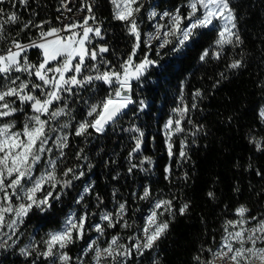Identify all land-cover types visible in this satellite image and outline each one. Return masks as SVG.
<instances>
[{
	"label": "trees",
	"instance_id": "obj_1",
	"mask_svg": "<svg viewBox=\"0 0 264 264\" xmlns=\"http://www.w3.org/2000/svg\"><path fill=\"white\" fill-rule=\"evenodd\" d=\"M186 2L147 0L141 12L145 22L140 29L142 38L146 31H155V23L164 24L167 19L160 20L158 15L155 20H150L148 9L160 14L181 8L186 15ZM231 4L238 16L234 31L242 40L239 47L225 45L222 50L217 49L214 42L218 35L214 28L200 30L202 35H198L195 44L189 42L180 51L172 50L176 46L175 39L165 48L157 49L159 42L155 40L152 41L151 51L141 47L133 60L138 63L147 53L150 59L157 61V65L150 66L140 80L132 81L130 96L136 103L117 123L109 125L103 134L98 135L89 129L90 135H74L77 123L86 115L87 106L83 100L94 102L102 97L105 90L103 83L89 88L80 97H65L75 119L67 133L69 146L63 150L57 175L61 180L67 179L62 175L66 167H76L77 172L83 171L85 175L74 180L72 187L58 186L53 195L58 194L60 199L51 200L52 207L45 211L33 207L18 225L20 239L17 243L0 249V264H49L51 258L46 260L38 255L45 250L43 241L49 233L62 230L73 213L76 216L87 213L88 220L84 239L75 240L63 249L71 257L68 264H92L94 253L85 254L84 249L93 239L97 246L105 247L107 241L118 236L119 243L130 247L135 243L131 237L142 236L140 230L157 200L172 201V212H164L159 217L160 221L169 223L167 232L153 249L145 251L142 256L133 250L132 257L123 264H198V256L213 258L207 251L209 248L222 250V241L227 235L225 226L229 221L242 219L237 215V209H247L243 217L245 229L255 227L264 220V151H257L255 144L250 142L254 139L264 144V119L260 116L264 109V0H231ZM11 5H18L17 0L4 3L5 7ZM110 13V4L98 0L94 16L97 22L104 23L101 28L103 44L108 46L109 51L103 55L113 66L117 60L122 63L128 58L135 38L128 33L125 25L112 22ZM17 16L18 26H23L24 12L17 13ZM30 20L38 24L37 17H30ZM5 37L6 43L13 39L12 34ZM205 49L221 51L220 58L209 55L205 61H200L199 57ZM30 51L29 59L37 63L40 51ZM234 60L241 61L242 66L230 69L228 65ZM0 83H3L2 79ZM197 90L201 95L194 97ZM141 100L146 104L143 111L139 106ZM181 108L188 109L183 118L174 111ZM25 112L32 115L30 106H25ZM170 118L181 119V126L185 129L172 137L171 157L164 128ZM25 119V113H17L7 120H15L18 123L16 129H22ZM133 126L138 127L144 137L141 151L129 161L128 154L135 143L133 136L137 133L125 129ZM197 128L199 131H196ZM181 140L186 143L184 159L180 158ZM78 152L87 159H77ZM53 153L59 156L56 147H53ZM145 158L151 163L141 164ZM131 164L138 167L129 172ZM37 167L34 175L43 170V165ZM258 172L261 174L258 175ZM85 186H91L89 193H83ZM146 187L151 197L141 200L139 197ZM209 192L213 193L212 197H209ZM81 194L84 198L77 203ZM13 202L16 205L28 203L15 197ZM120 203L126 205L124 220L130 227H124L121 221L109 228L100 215L102 212L114 215ZM185 203L189 207L181 215L179 208ZM97 223L105 229L102 236L92 227ZM1 230L6 231L7 228ZM234 246L239 247L238 244ZM257 247H264V243L257 242ZM21 248L27 249L30 255H23ZM56 264H60L58 259Z\"/></svg>",
	"mask_w": 264,
	"mask_h": 264
},
{
	"label": "snow or ice",
	"instance_id": "obj_2",
	"mask_svg": "<svg viewBox=\"0 0 264 264\" xmlns=\"http://www.w3.org/2000/svg\"><path fill=\"white\" fill-rule=\"evenodd\" d=\"M28 0H17V3L24 5ZM114 6V19L126 24L129 34L133 35L135 42L132 52L128 58L124 60L119 69L109 66L103 54L109 51L106 44H97L95 47H89L92 44L93 37L103 40L101 28L99 26L92 27L89 20L95 22L96 18L92 14L93 7L85 2L82 8H86L88 16L82 17L83 23L75 22L63 25L62 28L48 27L44 29L47 21L40 24H34L31 20L25 22L21 31L29 28L31 25L39 29L36 39H30L29 43L22 44L16 39L12 40V47L7 49L5 54H0V121L7 120L17 113H25V121L22 130L16 129L14 120H7L0 123V229L7 228L9 231H0V249L13 247L20 239L18 232L19 223L23 222L25 216L33 209V207L45 211L52 207L51 200L60 199V196L53 195L57 187L68 188L73 186L74 180L81 179L85 173L77 172L76 167H66L62 175L67 179L61 180L57 175V168L64 156V149L69 146L68 135L56 136L52 139L50 133L56 132L55 127H50L51 121H56L60 117L67 115L68 122L61 123L59 128H68L71 121L75 119L72 115V109L66 100V96L80 97L83 92L89 88H94L97 82L106 86V93L94 102L84 99L83 103L87 106L85 118L79 121L75 127V136L90 135L89 129H92L98 135L103 134L107 127L115 124L118 120L126 115L130 106L136 101L129 95L132 92L133 80H140L148 71L150 66H156L157 61L149 58L145 53L144 58L139 62H135L133 57L136 56L137 50L141 47L152 49V41H158L157 49L165 48L176 41L173 51H180L188 45L189 42L195 44L198 35H202L200 30L214 28L217 29L218 38L214 42L215 47L222 50L225 45L239 47L242 40L237 31L238 16L232 7L231 0H187L184 7L187 8L185 15L181 8H177L175 12L164 11L158 14L155 11L149 13V19L155 20L159 15L160 20L166 23H155L153 27L155 32L146 33V38H142L137 24L136 14L141 10L140 0H110ZM5 0H0V4H4ZM71 11V9H69ZM0 16L4 19L0 20V32L8 23H18L19 17L16 13L4 14L0 9ZM219 24V28H217ZM80 28L82 31H75ZM67 33L62 35L61 33ZM0 39H3L0 36ZM30 49L40 50V59L37 63H33L29 57ZM158 56L160 52L156 53ZM209 55H213L216 59L221 56V51L212 52L205 49L199 59L205 61ZM91 61V63H88ZM101 65L103 69L101 70ZM242 66V62L234 60L228 65L230 69H237ZM27 74V80H22L21 75ZM223 75V74H222ZM35 77L36 83L32 81ZM219 83V81H217ZM38 93V95L36 94ZM201 93L197 90L194 97H199ZM17 101L19 102L17 105ZM56 104H62L61 107H55ZM15 105V106H14ZM25 106H30L32 115L25 112ZM140 110L146 107L143 100L139 101ZM196 107L195 104L192 105ZM179 113L181 118L187 113V108L174 109ZM47 116L48 119H41ZM260 116L264 119V109L261 110ZM191 121H189L190 123ZM46 126L47 129H46ZM165 128V141L168 147V153L171 157L172 137L175 134L183 133L185 129L181 126V119L173 120L170 118ZM132 133L134 147L129 152V161L141 151L144 133L138 127L125 129ZM199 131V128L196 129ZM195 135V133H192ZM254 143L257 151H264V144L256 140H250ZM53 145L59 150V156L53 153ZM186 143L181 140L180 158H186ZM83 152V149L80 150ZM77 159H87L81 157L80 153L76 154ZM143 163H151L150 159L145 158ZM38 165H43V170L39 171V175H34L38 171ZM92 167L91 164L88 165ZM138 167L131 164L129 172ZM166 172L168 169L165 170ZM260 175L261 173H257ZM186 178V177H185ZM30 185V186H29ZM51 189V190H48ZM91 186H85L83 193H89ZM38 193H42L38 196ZM209 197L213 193H208ZM16 200L24 201L16 205ZM151 197L150 190L146 187L141 200H148ZM81 194L77 203L83 200ZM187 203L179 208V213L183 215L188 209ZM171 200H157L153 205L150 215L146 218L145 226L140 230L142 236L131 237L135 243L130 247L119 243V237L113 236L107 241V246L99 247L96 240L93 239L87 243L84 253L93 252V264H123L132 257L133 250L139 255H143L145 251L155 247L156 242L161 239L168 230L169 223L160 221L159 217L164 212H172ZM163 209V211H161ZM247 209L241 207L237 209V215L242 219L237 221H229L225 226V232L220 251L209 248L207 251L211 253L212 259H204L197 257L198 264H214V259H225L232 261V264H240L243 260L244 264H264V247H257V242L264 243V220L257 223L255 227L250 229L244 228V214ZM126 214L125 203H120L115 214L102 212L100 219L107 221V227L113 228L117 223L123 221L124 227H130L124 215ZM255 220V217H251ZM88 214L76 216L71 214L62 230L49 233L48 238L43 241L45 250L38 253L39 256L49 260V264H56L58 259L60 264H68L71 257L63 251L68 245L75 240L84 239L86 233V221ZM99 235H104L105 229L101 224L92 225ZM231 229V230H230ZM15 237V239H14ZM239 245L235 247L234 245ZM250 244L249 247H245ZM32 247V246H30ZM25 256L30 252L20 249Z\"/></svg>",
	"mask_w": 264,
	"mask_h": 264
},
{
	"label": "built area",
	"instance_id": "obj_3",
	"mask_svg": "<svg viewBox=\"0 0 264 264\" xmlns=\"http://www.w3.org/2000/svg\"><path fill=\"white\" fill-rule=\"evenodd\" d=\"M98 0H28L27 4L21 5H11L5 7L4 4L0 6V9H3L4 14L6 15L8 11H15L17 13L24 12V21L27 22L30 20V17H37L38 24L47 21L48 23L44 25L45 27H50V24L54 22H59L60 26L70 24V23H77L82 24L83 20L82 17L88 16L89 13L87 12L86 8H82L81 5L87 2L93 7V15L97 6ZM111 6V13L110 18L112 22H118L122 25L121 21L114 19V6L111 4L110 0H105ZM147 0H140L141 3V10L139 13L136 14L137 24L139 25V31L142 26L145 25L144 17H142L141 12L144 10V6H146ZM71 9V11H69ZM4 19L3 16H0V20ZM93 22V21H92ZM103 22H93V26H99L100 28L103 27ZM23 26H18V23L12 24L8 23L5 24L3 27V31L0 32V36L4 37V43L2 47H0V54H5L7 49L12 47V44L6 45V37L5 35L12 34L13 39L18 40L22 44L29 43L30 39H36L39 33V29L32 27L31 25L29 28L24 29L21 31ZM80 29V28H77ZM128 33L129 29L127 27ZM146 33H148L146 31ZM145 33V34H146ZM143 38H146V36ZM153 43V42H152ZM146 48V47H144ZM31 53L29 50L28 54ZM39 82V81H36Z\"/></svg>",
	"mask_w": 264,
	"mask_h": 264
},
{
	"label": "rangeland",
	"instance_id": "obj_4",
	"mask_svg": "<svg viewBox=\"0 0 264 264\" xmlns=\"http://www.w3.org/2000/svg\"><path fill=\"white\" fill-rule=\"evenodd\" d=\"M144 8H145V6H144ZM148 13H150V10L148 9ZM89 25L90 26H92V27H95V26H93V22H92V20H89ZM62 28V27H61ZM75 31H77V32H81L82 30L81 29H76ZM101 31H102V29H101ZM148 32V31H147ZM155 32V31H154ZM149 33V32H148ZM62 35H67V33H61ZM104 36V35H103ZM97 44H103V40H99V39H97V38H95V37H93V40H92V44L91 45H89V47H95ZM38 51H40L39 49H37ZM40 53V52H39ZM41 57H40V54H39V59H40ZM118 61L119 60H117L115 63H113L114 65V67H115V69H119V66H120V64L121 63H118ZM34 63V62H33ZM88 63H91V61H88ZM139 63V62H138ZM109 66L111 67V65L109 64ZM101 70H104L103 69V65H101ZM13 75H21V79L22 80H27V79H29L28 78V76H27V74H18V73H14ZM32 79V81H34V82H36L35 81V77H32L31 78ZM36 83H39V82H36ZM100 83V84H99ZM101 85V82H97L96 83V85ZM95 85V86H96ZM104 87H105V90H103L102 91V93H103V95H105V93H106V91H107V89H106V86L104 85ZM18 102V101H17ZM15 106V105H14ZM62 105H60V106H57V108L58 107H61ZM8 118H11V117H8ZM7 118V119H8ZM41 119H44V120H47L48 118H46V117H44V116H42L41 117ZM68 120H69V117L67 116V115H65V116H62V117H60L58 120H56V121H51L50 122V127H55L56 129H57V131L56 132H52V133H50V135H51V137L53 136V139H55V137L56 136H62V135H64V134H67L68 133V131H70V129L72 128L71 127V123H70V125H69V127L68 128H65V129H60L59 128V125L61 124V123H64V122H68ZM15 121V120H14ZM5 122H7V121H1L0 123H5ZM16 122V121H15ZM72 122V121H71ZM18 125V123L16 122V126ZM47 127L48 126H46V129H47ZM23 128V127H22ZM15 130H17V131H19V130H22V129H15ZM53 147H55L54 145H53ZM0 231H2L1 229H0ZM6 231H9L8 229L6 230ZM258 243H260L259 241H258ZM216 261V264H232V261H230V260H228L227 258H225V259H223V260H221V259H216L215 260ZM93 264V263H92ZM242 264H244V262L242 261ZM255 264H259V262L257 261V262H255Z\"/></svg>",
	"mask_w": 264,
	"mask_h": 264
},
{
	"label": "bare ground",
	"instance_id": "obj_5",
	"mask_svg": "<svg viewBox=\"0 0 264 264\" xmlns=\"http://www.w3.org/2000/svg\"><path fill=\"white\" fill-rule=\"evenodd\" d=\"M6 1H7V0H5V2H6ZM50 27L61 28L59 22H54V23L50 24ZM46 29H48V27H45V30H46ZM2 37H3V36H2ZM6 40H7V38H6ZM12 40H13V39H9V41L6 43V45L12 44ZM3 43H4V37H3V39H0V47H2V44H3Z\"/></svg>",
	"mask_w": 264,
	"mask_h": 264
},
{
	"label": "water",
	"instance_id": "obj_6",
	"mask_svg": "<svg viewBox=\"0 0 264 264\" xmlns=\"http://www.w3.org/2000/svg\"><path fill=\"white\" fill-rule=\"evenodd\" d=\"M129 95H130V93H129Z\"/></svg>",
	"mask_w": 264,
	"mask_h": 264
}]
</instances>
